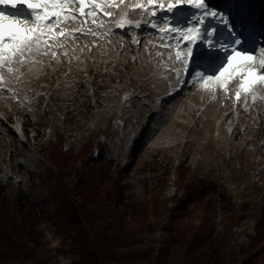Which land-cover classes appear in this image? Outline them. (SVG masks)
I'll list each match as a JSON object with an SVG mask.
<instances>
[{
  "label": "rangeland",
  "instance_id": "374dc122",
  "mask_svg": "<svg viewBox=\"0 0 264 264\" xmlns=\"http://www.w3.org/2000/svg\"><path fill=\"white\" fill-rule=\"evenodd\" d=\"M139 13L133 11L134 15ZM126 53L120 66H111L109 73L103 70L77 80L66 67L25 88L30 94L43 92L45 96L34 105L17 106L22 124L19 136L0 121V198L15 200L27 192L34 160L55 133L64 134L67 147L79 148L88 138L105 141L110 158L121 166L131 164L123 180L133 190L126 192L124 206L158 198L163 210L157 227L152 215L140 221L129 218L128 241L134 264H183L187 260L188 250L174 245L163 229L183 197L177 181L181 163L188 167L189 179L216 182L237 205L235 220L220 201L215 206L222 264H264V255L259 253L264 246V228H255L264 208V126L249 136L226 135L220 121L232 101L218 100L217 93L209 113H205L207 121L193 126L190 108L203 105L202 98L209 92L199 84L190 85L183 96L165 103L163 115L154 113L157 93L143 79L151 77L157 87L161 79L154 70L161 68V62L153 59L151 66L139 54L131 63ZM146 90L152 97L145 96ZM140 93L146 98H137ZM23 126L32 127L27 136ZM41 228L51 264L80 259L86 236L83 226L47 217ZM100 256L101 264H113L105 253ZM196 264L211 263L202 253Z\"/></svg>",
  "mask_w": 264,
  "mask_h": 264
},
{
  "label": "trees",
  "instance_id": "16d2710c",
  "mask_svg": "<svg viewBox=\"0 0 264 264\" xmlns=\"http://www.w3.org/2000/svg\"><path fill=\"white\" fill-rule=\"evenodd\" d=\"M109 148L92 138L79 148L67 147L61 132L40 148L27 192L15 200L0 198V264H51L41 228L47 217L81 225L86 232L80 259L69 264H101L102 252L113 264H134L129 218L140 221L152 215L157 227L163 210L158 198L124 206L126 192L133 190L123 180L131 164L121 166L110 158ZM177 178L183 197L164 231L174 245L188 250L183 264H196L202 253L211 264H222L215 206L220 201L235 220L237 205L216 182L189 179L184 163L177 167ZM255 228H264V208ZM259 253L264 255V246Z\"/></svg>",
  "mask_w": 264,
  "mask_h": 264
},
{
  "label": "snow or ice",
  "instance_id": "6c2138e0",
  "mask_svg": "<svg viewBox=\"0 0 264 264\" xmlns=\"http://www.w3.org/2000/svg\"><path fill=\"white\" fill-rule=\"evenodd\" d=\"M123 4L124 0L119 3L115 0H0V8L12 10L0 11V89L11 92L5 88L4 74L15 75L13 64L34 65L37 61L29 59L34 54L51 53L55 59L52 48L63 47L61 40L75 38L76 33L97 35L87 27L86 17L91 18L96 28L103 27V23H96L97 17L102 21L111 19ZM137 10L151 17L142 21L147 27L154 29L161 40L167 38L160 47L178 49L174 58L169 52L171 66L164 65L175 79V84H170L175 92L182 91L184 85L199 84L202 90L212 92L215 99L217 88L227 92V85L238 78L236 99L239 100L241 92L251 93L254 101L259 99L255 89L264 87V48L255 54L253 48L245 47L243 26L234 23L235 15L239 14L236 0H226L222 9L210 7L206 0H146L128 8V11ZM76 20H80L81 27L74 32L65 31L64 25ZM126 26L140 28L141 21L131 23L122 17L116 22L118 28ZM182 73L189 79H182ZM12 98L15 99L14 95Z\"/></svg>",
  "mask_w": 264,
  "mask_h": 264
},
{
  "label": "bare ground",
  "instance_id": "6f19581e",
  "mask_svg": "<svg viewBox=\"0 0 264 264\" xmlns=\"http://www.w3.org/2000/svg\"><path fill=\"white\" fill-rule=\"evenodd\" d=\"M215 1H216V3H218V0H215ZM115 2L119 3V0H115ZM138 2H142V1L141 0H124L123 6H121L118 10L115 11L114 16L117 15L119 18L124 17V15H125L124 8L130 7V6H132ZM259 5L264 8V0H243L239 5H237V7L240 9L239 11H241V13H242V18L240 16H237V19H239L238 22L243 23V24H252V25H255L256 27L264 28V16L259 21L257 20V18L255 16H252V15H254L253 10L255 9V7H258ZM223 6H224V2L221 4H218L215 9H222ZM106 11L111 12V11H113V9H106ZM109 20L110 21L108 22V24H106V27H107L106 31H108V33H110L112 31V29H117L116 22L118 21V20L116 21L114 18H111ZM126 30L134 31V30H136V28L134 29L132 27L126 26L125 28H123V31H126ZM137 30H138V28H137ZM248 32L249 31H246L245 28L243 27V33H244V37L246 39L252 35L250 32L249 33ZM262 32L264 33V30ZM105 38L108 39L109 37L106 35ZM261 40L262 41H260V42L262 45H260L259 41H257L258 44L256 46L254 44L249 46L250 48H253L255 50V54H259L260 49L264 48V37H262ZM246 46H247V44H245V47ZM153 58L155 59V57H153ZM231 83H232V85H235V88H234V86H230L229 85L230 83L227 85V92H225L223 90V94H222L223 101H225V100H227V101L231 100L232 101V100L236 99V92H237L238 86H239V79L237 78V79L233 80ZM241 95H244V93L241 92L240 96ZM262 102H263V108H264V92H262Z\"/></svg>",
  "mask_w": 264,
  "mask_h": 264
},
{
  "label": "built area",
  "instance_id": "2783aa9c",
  "mask_svg": "<svg viewBox=\"0 0 264 264\" xmlns=\"http://www.w3.org/2000/svg\"><path fill=\"white\" fill-rule=\"evenodd\" d=\"M225 6H223V8H224ZM238 8V7H237ZM238 10H240L239 8H238ZM237 16H240L241 18H242V13H241V11H239V14H237V15H235V19H234V21H239V19H237ZM238 23H240V22H238ZM242 24V23H241Z\"/></svg>",
  "mask_w": 264,
  "mask_h": 264
},
{
  "label": "clouds",
  "instance_id": "9594fccd",
  "mask_svg": "<svg viewBox=\"0 0 264 264\" xmlns=\"http://www.w3.org/2000/svg\"><path fill=\"white\" fill-rule=\"evenodd\" d=\"M211 105V104H210ZM209 107V106H208ZM208 111H209V109H208ZM237 122H239V123H242L241 121H237ZM24 128H23V131H24V134L27 136V127L26 126H23ZM237 129H238V126L236 127Z\"/></svg>",
  "mask_w": 264,
  "mask_h": 264
}]
</instances>
